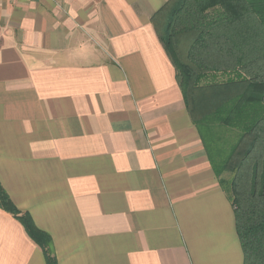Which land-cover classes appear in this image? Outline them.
I'll return each mask as SVG.
<instances>
[{"label":"crops","instance_id":"1","mask_svg":"<svg viewBox=\"0 0 264 264\" xmlns=\"http://www.w3.org/2000/svg\"><path fill=\"white\" fill-rule=\"evenodd\" d=\"M169 1L0 0V186L57 264H244L152 21ZM0 264H46L1 208Z\"/></svg>","mask_w":264,"mask_h":264},{"label":"trees","instance_id":"2","mask_svg":"<svg viewBox=\"0 0 264 264\" xmlns=\"http://www.w3.org/2000/svg\"><path fill=\"white\" fill-rule=\"evenodd\" d=\"M152 21L234 209L244 264H264V0H170ZM181 36L188 39L184 53L176 48ZM0 208L22 224L46 264H57L50 238L1 186Z\"/></svg>","mask_w":264,"mask_h":264},{"label":"rangeland","instance_id":"3","mask_svg":"<svg viewBox=\"0 0 264 264\" xmlns=\"http://www.w3.org/2000/svg\"><path fill=\"white\" fill-rule=\"evenodd\" d=\"M161 29V28H160ZM186 39V41H184ZM179 43H178V45L176 46V48H177V50L178 51H180V50H182L183 51V53L185 52V50H186V42H188V39L187 38H185V37H183V36H181V37H179ZM223 178L225 179V180H228L229 178H230V174H225L224 176H223Z\"/></svg>","mask_w":264,"mask_h":264}]
</instances>
